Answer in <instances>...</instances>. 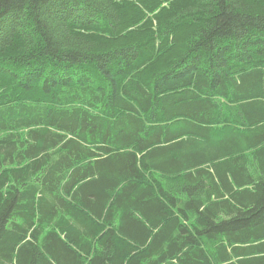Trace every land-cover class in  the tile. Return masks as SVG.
<instances>
[{
	"label": "trees",
	"instance_id": "trees-1",
	"mask_svg": "<svg viewBox=\"0 0 264 264\" xmlns=\"http://www.w3.org/2000/svg\"><path fill=\"white\" fill-rule=\"evenodd\" d=\"M0 264H264V0H0Z\"/></svg>",
	"mask_w": 264,
	"mask_h": 264
}]
</instances>
